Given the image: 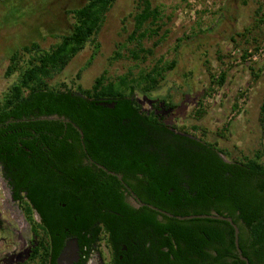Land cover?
Masks as SVG:
<instances>
[{"label":"trees","instance_id":"obj_1","mask_svg":"<svg viewBox=\"0 0 264 264\" xmlns=\"http://www.w3.org/2000/svg\"><path fill=\"white\" fill-rule=\"evenodd\" d=\"M115 1L84 0L81 5L67 10L74 21L68 31L58 36L57 42L48 48H43L39 42H32L21 50L13 51L5 71L6 76L17 73V78L0 99V164L4 167L3 176L10 184L19 183L29 190L28 196L38 209L53 207V214L58 216V220L73 228L78 210L76 182L81 179L78 151L82 149V141L90 150L97 147L114 151L120 148L137 149L142 143L139 135L147 132L138 127L133 117L146 116L149 124L161 125L164 131H169L167 115L160 111L161 100L146 111L134 97L136 88L147 93L156 89L165 79L166 72L177 64L176 59L168 62L163 57L156 58L155 47L167 36L168 30H164L163 34L160 32L163 9L153 0H137L139 4L130 14L133 27L125 41L119 44V49L126 46L130 59L137 63L151 59L152 65L141 69L136 76L127 73L113 78L104 71L89 87L81 83L72 87L65 81L52 83L87 44H93L98 52V34ZM259 22L263 19L260 18ZM246 31L250 32V29L246 28ZM154 37L157 38L152 46H146L145 40ZM233 40L236 41V38ZM119 49L113 59L124 55ZM81 72L77 73L78 79ZM209 72L213 83H225V72H221L218 78ZM113 102L114 107L107 105ZM166 106L174 107L175 104L168 102ZM236 108L237 102L232 104V109ZM198 112L203 113L202 110ZM54 115L64 119L51 118ZM260 122L264 126V95L260 104ZM204 147L213 151L217 148L234 160V163H229L217 154L210 155L209 159L198 155L205 160H201L203 169L197 170V175L219 183L229 178L235 183L231 191L235 196H222L218 200L230 214L234 213L231 202H236L241 212L239 217L251 230L247 243L258 257V262L254 264H264V143L251 155L242 156L220 147L217 142L207 141ZM228 171L234 176H226ZM83 177L87 178L85 172ZM222 191L216 194L221 195ZM226 199L228 206L224 203ZM230 246L218 248L212 263L216 264L225 255L230 257L234 254V264H245L236 252L234 240ZM242 249L246 256L248 252Z\"/></svg>","mask_w":264,"mask_h":264},{"label":"flooded vegetation","instance_id":"obj_2","mask_svg":"<svg viewBox=\"0 0 264 264\" xmlns=\"http://www.w3.org/2000/svg\"><path fill=\"white\" fill-rule=\"evenodd\" d=\"M133 118L147 132L139 135L137 149L90 150L82 141L74 228L58 220L53 207L38 209L29 190L5 179L0 164V264H59L69 241L77 247L69 264H213L218 248H231L232 240L240 257L235 225L249 264L258 262L236 202L230 214L218 200L235 196V183L197 175L201 160L210 155L234 160L204 147L208 140L193 126L180 127L167 118L169 131H164L146 116ZM234 258L225 255L216 264H234Z\"/></svg>","mask_w":264,"mask_h":264},{"label":"rangeland","instance_id":"obj_3","mask_svg":"<svg viewBox=\"0 0 264 264\" xmlns=\"http://www.w3.org/2000/svg\"><path fill=\"white\" fill-rule=\"evenodd\" d=\"M83 2H0V99L17 78V73L5 75L11 53L32 42L50 47L72 27L74 20L67 10ZM137 3V0H116L98 34V52L93 44H87L52 83L65 81L72 87L77 83L89 87L104 71L113 78L127 73L136 76L152 65L151 59L145 63L130 59L125 45L119 49L133 27L130 14ZM153 3L163 9L160 32L168 30L155 47L156 58L163 57L168 62L176 59L177 64L166 72L156 89L147 93L136 88L134 97L146 108H153L161 100V112L175 124L196 126L194 132L202 138L217 142L233 154L251 155L264 143V126L260 122L264 57L255 61L249 58L264 46V0H153ZM260 18L263 22H259ZM246 28L250 32H245ZM156 38L146 39V46H152ZM118 49L124 55L113 59ZM209 71L215 78L225 72V83H213ZM168 102L175 106L167 107ZM235 102L237 108L233 110Z\"/></svg>","mask_w":264,"mask_h":264},{"label":"water","instance_id":"obj_4","mask_svg":"<svg viewBox=\"0 0 264 264\" xmlns=\"http://www.w3.org/2000/svg\"><path fill=\"white\" fill-rule=\"evenodd\" d=\"M102 104H105V103L102 102ZM107 105L109 107H114L115 103L114 102L113 103H108ZM51 118H63V117H59L57 115H54ZM80 132L82 133L81 130H80ZM213 217L220 218V219H227V220L232 222L231 218H226V217H223V216H213ZM235 227H236V245H237V249L239 251L240 257L243 260H245L247 262V264H249L248 258L242 253V249L239 247L238 227L236 225H235ZM65 248H66L65 251L63 252L62 256L59 259V264H69V263L72 262V259L75 256V251H74L73 248H77V247H75V243L74 242L72 243L71 241H69V243L66 245Z\"/></svg>","mask_w":264,"mask_h":264},{"label":"built area","instance_id":"obj_5","mask_svg":"<svg viewBox=\"0 0 264 264\" xmlns=\"http://www.w3.org/2000/svg\"><path fill=\"white\" fill-rule=\"evenodd\" d=\"M236 51H234L233 53H235ZM259 56H263L264 57V46H261L259 49H258V51L257 52H255V53H253V54H251L250 56H249V58H250V60H257L258 58H259ZM242 57V53L241 54H239V58H241ZM237 62H240V59L239 60H237Z\"/></svg>","mask_w":264,"mask_h":264}]
</instances>
